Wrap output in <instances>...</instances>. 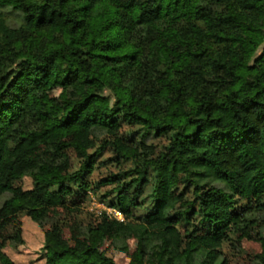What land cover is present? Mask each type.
Returning <instances> with one entry per match:
<instances>
[{
    "label": "trees",
    "instance_id": "16d2710c",
    "mask_svg": "<svg viewBox=\"0 0 264 264\" xmlns=\"http://www.w3.org/2000/svg\"><path fill=\"white\" fill-rule=\"evenodd\" d=\"M106 146L133 164L97 183H116L123 218L65 235L50 210L78 211ZM21 212L42 229L41 264H116L105 234L135 239L139 264H240L221 251L233 233L264 264V0H0V264L27 242Z\"/></svg>",
    "mask_w": 264,
    "mask_h": 264
},
{
    "label": "rangeland",
    "instance_id": "374dc122",
    "mask_svg": "<svg viewBox=\"0 0 264 264\" xmlns=\"http://www.w3.org/2000/svg\"><path fill=\"white\" fill-rule=\"evenodd\" d=\"M59 88H55L45 93L44 98L47 100L49 97L56 96L59 93ZM135 128V127H134ZM136 129V128H135ZM128 131L127 126H123L121 132L125 133ZM136 139H139V134H136ZM106 139V136H101L98 140H95L94 146L89 149V152H94L99 149L101 142ZM148 144L154 146H161L166 143L164 137L154 136L149 134L146 139ZM106 146L95 157V162L91 173L87 176L90 186L85 191L86 197L77 206L78 211L67 212L60 206H53L49 213V222H58V225L62 226V230L65 235H68L67 225L73 220H77L81 224L95 222L94 215L100 214L101 212H108L112 217L111 211H118L117 208L112 206L110 203L116 200V194L111 192L116 183L98 184L97 183L110 177L111 175H119L130 169L133 164L131 161L117 162L112 154V151ZM70 156V170L74 171L79 167L80 159L75 156L72 150H68ZM16 185H20L23 189H29L32 186L31 178L26 176L15 181ZM152 185L147 184L144 187L143 193L141 194L139 201L140 206L134 208L137 216H142L150 209L152 204V198L150 196ZM4 197V196H3ZM192 198L190 197L189 200ZM117 217L123 218L122 213H119ZM18 221L24 236L27 239L26 244L19 246L18 248L12 247L9 243L5 245L4 251L14 260V264H41V242L43 233L42 229L36 226L34 222L28 218L25 213L21 212L18 214ZM183 226L181 225L180 228ZM260 231L259 228L253 230V234L256 231ZM264 235V231L262 230ZM136 240L131 238L127 240V249L120 250L113 247L111 244V238L105 234L101 242V250L106 255L110 256L116 264H139L137 259ZM222 254L230 259V261L240 264H256L258 255L262 252V246L260 241L256 239L241 238L238 239V235L233 233L230 234L228 240L223 242L221 246Z\"/></svg>",
    "mask_w": 264,
    "mask_h": 264
},
{
    "label": "built area",
    "instance_id": "2783aa9c",
    "mask_svg": "<svg viewBox=\"0 0 264 264\" xmlns=\"http://www.w3.org/2000/svg\"><path fill=\"white\" fill-rule=\"evenodd\" d=\"M111 212H112V214H113L112 217H114V218H116V219H118V220H121V219H122V218H120V217H117V215H119V213H121L120 211H119V212H118V211H111ZM106 214L110 216V214H109L108 212H106Z\"/></svg>",
    "mask_w": 264,
    "mask_h": 264
}]
</instances>
